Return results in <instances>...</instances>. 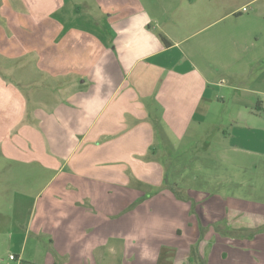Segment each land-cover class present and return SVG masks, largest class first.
Segmentation results:
<instances>
[{"label": "crops", "instance_id": "crops-1", "mask_svg": "<svg viewBox=\"0 0 264 264\" xmlns=\"http://www.w3.org/2000/svg\"><path fill=\"white\" fill-rule=\"evenodd\" d=\"M258 1L0 0V58L9 61L4 69L12 68L0 69V156L55 171L28 223L37 241H49L45 261L88 264L97 253L110 252L113 257L100 261L113 262L123 255L125 264H157L160 247L167 245L175 250L173 264H178L179 244L187 243L194 264H264V255L262 260L250 253L224 255L214 247L232 240L218 233L215 224L222 217L235 229L261 223H238L229 216L247 210L245 200L223 208L220 198L217 205L209 204L207 191L192 189L179 199L163 185L164 168L149 158V150L184 141L196 118H205L213 109L219 96L212 85L221 87L225 81L217 79V72L235 82L251 75L248 91L256 98L241 101L236 126L218 129L224 149L244 148L237 141L240 120L256 130L251 140L264 146V122L253 124L264 117V66L257 68L258 61L264 62V49L245 44L238 51L241 59L236 56L231 63L219 54L215 57L209 49L214 45L222 51L229 27L214 39L210 34L183 46L187 38L223 18L251 19L252 14L244 15ZM101 21L110 36L91 31L93 26L102 28ZM255 29L254 35L264 34V25ZM161 34L172 44L166 45ZM241 39L246 42V37ZM21 60L27 61L22 65L26 69L63 78L59 83L65 96L54 110L30 108L35 79H12L15 61ZM24 84L33 93L26 92ZM246 150L264 155L263 149ZM148 186L162 189L142 198L135 209L124 208L123 216V208L114 209L111 198L127 197L128 202L146 197ZM164 201L171 202V210ZM257 205V213H264V205ZM201 228L207 229L202 238ZM259 241L264 242V234L252 237L253 244ZM205 244L212 245L209 251Z\"/></svg>", "mask_w": 264, "mask_h": 264}, {"label": "rangeland", "instance_id": "rangeland-1", "mask_svg": "<svg viewBox=\"0 0 264 264\" xmlns=\"http://www.w3.org/2000/svg\"><path fill=\"white\" fill-rule=\"evenodd\" d=\"M248 10L245 13L247 15L244 16L252 14L251 19L223 18L218 23H214L209 28H205L187 38L183 46L199 40L204 41V38L210 34L211 38L214 39L220 31L229 27L228 31L230 34L236 35L237 39H232L228 33L222 51H218L214 45L211 46L209 51L214 52L215 57L219 54V57H224V61L227 63L237 61L238 51L245 48V44L253 50L262 51L264 49V34L254 35V33L258 30L255 29L256 27L264 25V0H259L256 4L249 5ZM81 23L85 24L87 22L83 21ZM105 24V21H101L100 25L102 28L97 29V26H93L91 31L101 34L105 33L110 36L111 32L107 29L104 30L106 28ZM247 28L253 31L243 33ZM192 33L193 31L190 34ZM225 33L227 32L225 31ZM242 37H246V42L241 39ZM238 57L240 58V56ZM216 61L218 63L219 60L216 58ZM7 62L9 61L1 57L0 69L11 71L12 68H3L7 66ZM26 62V60L15 61L16 71L14 72L17 75L15 74L12 79L23 82L24 77L31 76L32 79H35V86H33L35 89L33 90L36 96L32 98L33 101L30 102V108L35 106L36 109L54 110L60 98L65 96L63 90H61L63 85L59 83L63 81V78L54 79V77L42 75L39 72L40 70L36 68L34 71L26 69V67L22 66ZM263 66V60L258 61L257 68L259 67L260 70ZM215 67L221 66L216 64ZM222 77L225 78V81L224 84H221V87L212 85L213 93L218 94L219 97L215 99L213 109L208 114L206 113V117L196 118V122L192 124L184 141L176 143L175 147L168 145L164 149L149 150V158L151 162H157L164 168L163 185H168L171 192L179 199H182L180 193L184 194L188 189H192L194 191H207L209 194L207 192L206 194L209 196L206 197V200L207 198L208 200L212 199L209 204L214 203L217 205V200L219 201L220 198V204L223 205V208L226 203L233 204L234 200L240 202L245 200L246 206L244 209L248 207L247 210L236 214L230 213L229 216L232 219L237 217L238 223L244 224L254 221L256 224L260 220L261 223H258V226L248 228H257L254 233L263 235L264 213H257V204L264 205V155L255 154L246 149L250 147L251 149H263L264 151V146L261 148L255 140H251V136L256 130L249 129L246 125L247 123L244 121L246 123L244 124L242 120L239 122V131H241L238 133L239 140L237 141L241 143L240 145H244V148L238 150L234 148L224 149L225 139L223 135L218 133V129L221 127L231 129V127L236 126L235 115H237L238 109L241 107V101L247 102L256 99L255 94L248 91L250 90L252 76L249 75L243 78L241 82H235L233 79H227L228 77L225 73L217 72V79L220 80ZM261 87L264 86L261 84ZM23 88L26 92L33 93L30 85L24 84ZM245 118L251 123L247 117ZM255 120H258V122L255 121L253 124L257 123L256 126H261L259 123L264 122V117L256 118ZM259 135L262 136L263 134L260 133ZM224 153H226L227 158L223 157ZM54 174V170H50L33 161L16 162L0 156V264H62L60 261H45L51 248L47 243L49 242L48 239L46 241L45 237V239H41V242L37 241L35 233L30 232L28 228V223L37 210L38 200L44 194L46 188H50L51 183H48V181ZM176 187L180 188L181 192L176 191ZM148 188L150 190L147 191L146 197H134L128 202L127 197L126 199L122 196L111 198L114 209L120 210L123 208L119 211L120 216L124 215V208H126V212L127 210L135 209L141 204L142 198L144 200L148 199L149 194L153 195L158 191L152 190L151 188L154 187L151 186H148ZM161 189L162 187L159 191ZM214 196L217 198H213ZM206 200L203 199V201ZM163 204L170 209V201H164ZM240 214H243V217ZM111 215L110 218H112ZM229 216L227 214V217ZM45 217L49 216L46 215ZM227 219L222 217L221 221L215 225L225 231L230 228L227 224ZM211 225H214V223ZM201 229L202 238L205 236L207 229ZM179 235L183 237L181 233ZM228 237L232 239L226 241L228 246H225L226 244L224 243L221 245L216 244V246L214 244L215 248H220L219 253L224 255H228L231 252L236 254L250 253L251 256L254 254L262 260L264 242L259 241V244H253L252 237L247 235L245 237L236 235ZM166 239L168 240L169 238L166 237ZM24 242L25 245H23ZM23 246H25V253ZM205 246L206 250L209 251L212 245L205 244ZM194 247L198 250V244L191 245L192 253V248ZM160 248L161 254L157 264H173L174 254L172 255V253H175L173 247L162 245ZM179 249L178 264H194L192 260H189L191 255L188 258L190 245L187 243L179 244ZM165 253L170 254L165 256L163 255ZM18 255H21V257L19 258ZM122 256L117 255L116 260L113 262H104L100 260H108L113 257L112 254L110 252L106 255L97 253L96 259L89 260L88 264H125V260L122 262ZM201 262L205 263V261ZM262 262L264 263L263 260Z\"/></svg>", "mask_w": 264, "mask_h": 264}, {"label": "trees", "instance_id": "trees-1", "mask_svg": "<svg viewBox=\"0 0 264 264\" xmlns=\"http://www.w3.org/2000/svg\"><path fill=\"white\" fill-rule=\"evenodd\" d=\"M161 39L163 40V42L166 44V45H171L172 42L167 38L165 37L164 35H160ZM264 227V226H262ZM217 230L219 232H222L223 234H226L228 236H243L245 237L246 235L249 236V237H253L254 235H256V233H254L255 230H257V228L253 229V228H241V229H235V228H227L225 231L223 229H221L219 226H217ZM192 251H193V259H195V257H197V255L195 256V254L197 253V250H196V247L192 248Z\"/></svg>", "mask_w": 264, "mask_h": 264}, {"label": "built area", "instance_id": "built-area-1", "mask_svg": "<svg viewBox=\"0 0 264 264\" xmlns=\"http://www.w3.org/2000/svg\"><path fill=\"white\" fill-rule=\"evenodd\" d=\"M243 10L246 11L247 10V7H244Z\"/></svg>", "mask_w": 264, "mask_h": 264}]
</instances>
